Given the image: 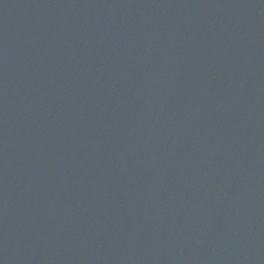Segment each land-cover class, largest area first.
Instances as JSON below:
<instances>
[{"label":"water","instance_id":"95a60500","mask_svg":"<svg viewBox=\"0 0 264 264\" xmlns=\"http://www.w3.org/2000/svg\"><path fill=\"white\" fill-rule=\"evenodd\" d=\"M0 264H264V0H0Z\"/></svg>","mask_w":264,"mask_h":264}]
</instances>
